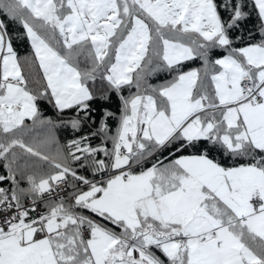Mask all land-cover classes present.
<instances>
[{
    "label": "snow or ice",
    "instance_id": "snow-or-ice-1",
    "mask_svg": "<svg viewBox=\"0 0 264 264\" xmlns=\"http://www.w3.org/2000/svg\"><path fill=\"white\" fill-rule=\"evenodd\" d=\"M0 264H264V0H0Z\"/></svg>",
    "mask_w": 264,
    "mask_h": 264
},
{
    "label": "trees",
    "instance_id": "trees-1",
    "mask_svg": "<svg viewBox=\"0 0 264 264\" xmlns=\"http://www.w3.org/2000/svg\"><path fill=\"white\" fill-rule=\"evenodd\" d=\"M245 11L250 12L249 16L246 19L240 21L239 27L233 31L232 36L234 39L235 37H242L245 42L256 43L262 38V33L260 32V21L257 15L254 12H251L250 9H245ZM221 14L222 16H225V18L227 17L226 13L222 12ZM20 31H22V28L20 29ZM249 34H251V41H249ZM14 43L21 56L26 55L27 52L30 50L26 41L20 42L17 40L14 41ZM237 43L239 44V41H237ZM217 55H219V52H217ZM199 67H201V62L199 60H196L189 62L185 66V70H188L190 68H199ZM169 78L170 77H168L166 73H159L156 76L152 77L150 82L153 84H159L163 82L165 79H169ZM124 94L125 95L128 94L127 89L124 90ZM103 107H106L116 112L117 114L119 113V101L116 98L115 94L112 95L111 101L104 104ZM93 108L97 109V111L93 113L95 123H93L91 120L82 122L81 130L78 132H74L70 127H64V126L55 129L54 135L60 146H66L69 140L87 135L90 132L95 131V129L98 127L100 122L101 113L99 109L101 108V104L99 102H96L93 104ZM40 109L45 117L51 118L53 120L57 119V113L51 107V105L48 104L46 101L40 102ZM72 115H74V113L72 112L66 113L64 118L67 119L69 116ZM108 123H109V127L111 128V133L114 134L116 130L117 121L109 120ZM101 139L102 138L100 136L91 137L90 143L94 147L98 146L101 143ZM107 146L111 148L110 141L108 142ZM53 151H55V148H53ZM102 155L103 154L101 153V157ZM80 174L89 175V178H91V174L86 173L84 170H80Z\"/></svg>",
    "mask_w": 264,
    "mask_h": 264
}]
</instances>
